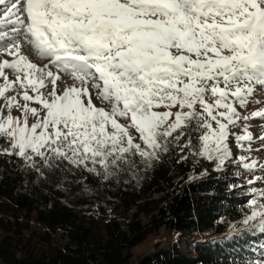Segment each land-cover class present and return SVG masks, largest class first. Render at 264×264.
<instances>
[{
	"label": "snow or ice",
	"instance_id": "1",
	"mask_svg": "<svg viewBox=\"0 0 264 264\" xmlns=\"http://www.w3.org/2000/svg\"><path fill=\"white\" fill-rule=\"evenodd\" d=\"M0 55L11 57L0 61V155L37 171L107 178L136 157L158 160L170 144L219 169L233 159L230 135L251 150L247 125L241 135L230 126L264 119L236 107L264 90V0H0ZM249 208L243 225L264 233V190Z\"/></svg>",
	"mask_w": 264,
	"mask_h": 264
},
{
	"label": "trees",
	"instance_id": "2",
	"mask_svg": "<svg viewBox=\"0 0 264 264\" xmlns=\"http://www.w3.org/2000/svg\"><path fill=\"white\" fill-rule=\"evenodd\" d=\"M135 159L105 178L0 155V264L253 263L264 233L233 227L248 196L239 170L171 144ZM161 231L174 237L134 260Z\"/></svg>",
	"mask_w": 264,
	"mask_h": 264
},
{
	"label": "rangeland",
	"instance_id": "3",
	"mask_svg": "<svg viewBox=\"0 0 264 264\" xmlns=\"http://www.w3.org/2000/svg\"><path fill=\"white\" fill-rule=\"evenodd\" d=\"M24 50H29V46L26 44L23 46ZM30 53H33L34 57H30L31 54L28 53L29 59H31L33 62L43 65L46 63V61L41 60L39 57H37L34 53V51H30ZM39 58V59H38ZM3 59H11V57H7L4 55H0V61ZM6 72L9 73L10 79H14V74L11 73L10 70H5ZM2 82V81H0ZM67 83L65 82H58L57 87L58 91H62L66 87ZM51 90V85H48V88L46 90L42 91H50ZM13 93H9L11 95ZM31 94V93H30ZM251 103L246 106V107H240L239 105H236L237 111L240 113L241 117L244 116H249L251 117V114L259 111V110H264V90L261 89L260 86L255 87V93L254 95L250 98ZM258 101V102H257ZM211 102V100L209 101ZM4 101L0 99V104H3ZM31 103V102H30ZM93 103L96 104L97 107H107V105L100 101L99 99H96L95 97L93 98ZM31 106L39 108V104L32 103ZM5 115L7 114V111L5 110ZM12 115L13 116H20L21 113L13 109L12 110ZM34 119L32 117H29V124L33 123ZM247 125L248 131L251 132L253 140L251 142L250 148L251 150L249 151V144L247 141H244V149L242 150L239 145L235 142L234 136L230 135L228 139V145L229 148L232 151L233 154V159L227 161L224 165H230L235 167L237 170H239L238 175L241 177L240 181L246 185V190L248 192V196L246 197V203L245 205L241 208L240 214L237 216V221L234 224L233 227H240V228H247L246 226L243 225V220L246 215L250 213V208L249 204L250 201L255 198V193H259L260 191L264 190V170H260L259 168L255 170H246L242 167L241 162L238 159H235L238 156H245L248 157L251 160H256L261 164H264V140H261L260 137L264 136V119L261 118H256V119H248L247 121L241 120L239 121L235 126H230V132L241 135L243 134V129ZM215 127V125H214ZM223 165V166H224ZM261 177L260 180H256L254 183H249L250 180H254L255 177ZM255 190V193L254 191ZM232 224V223H231ZM259 230V229H258ZM172 233H168L166 231H161L157 233L156 235L149 236L143 243H141L139 246L135 247L132 250L133 258L134 260H137L144 254L153 252L155 245L160 243L163 240H168V238H173ZM260 247L262 246V249L257 253L258 255L255 256V259L252 264H264V235L262 242L259 243Z\"/></svg>",
	"mask_w": 264,
	"mask_h": 264
},
{
	"label": "bare ground",
	"instance_id": "4",
	"mask_svg": "<svg viewBox=\"0 0 264 264\" xmlns=\"http://www.w3.org/2000/svg\"><path fill=\"white\" fill-rule=\"evenodd\" d=\"M24 45H26V44H24ZM22 52H23L25 55L29 56V55H28V53H30L29 50H27V49L24 50V48H22ZM32 52H33V51H32ZM30 54H31L30 57H34V56H33V53H30ZM38 59H39V58H38ZM65 79L67 80V78H65ZM58 82H60V81H58ZM58 82H57V84H58ZM69 82H70V81H69ZM66 86H67V85H66Z\"/></svg>",
	"mask_w": 264,
	"mask_h": 264
}]
</instances>
